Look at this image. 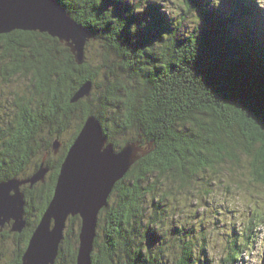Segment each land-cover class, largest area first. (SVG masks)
Returning a JSON list of instances; mask_svg holds the SVG:
<instances>
[{
    "label": "trees",
    "instance_id": "1",
    "mask_svg": "<svg viewBox=\"0 0 264 264\" xmlns=\"http://www.w3.org/2000/svg\"><path fill=\"white\" fill-rule=\"evenodd\" d=\"M58 1L93 33L83 64L49 33H0V182L31 177L44 159L49 166L44 181L22 186L27 226L0 231V264H22L61 164L92 114L117 149L131 142L151 150L101 210L92 264H212L204 221L197 211L195 222L176 220V211L192 199L201 204L215 183L232 192L225 173L240 188L239 166L264 186V31L249 21L239 33L213 0H181L176 19L163 10L174 0ZM233 1L250 14L260 6ZM87 82L90 95L72 101ZM262 217L254 208L218 264H246ZM80 227V216L69 218L56 264L77 263Z\"/></svg>",
    "mask_w": 264,
    "mask_h": 264
},
{
    "label": "water",
    "instance_id": "2",
    "mask_svg": "<svg viewBox=\"0 0 264 264\" xmlns=\"http://www.w3.org/2000/svg\"><path fill=\"white\" fill-rule=\"evenodd\" d=\"M2 2H6V7L0 8L3 9L0 11V33L15 29L46 32L65 42L79 64L86 61L85 51L93 33L78 23L58 0ZM16 13L25 16L28 23L11 19ZM92 88V83L87 82L72 101L90 95ZM53 147L58 152L61 147L58 139ZM144 150L131 142L117 149L109 142L100 120L89 116L62 163L53 198L30 237L22 264H56L68 220L77 215L81 218V228L76 264H92L99 214L108 204L116 183L135 161L149 152ZM45 162L44 159L31 177L0 182V229L11 221L16 232L27 226L22 186L45 180L49 171Z\"/></svg>",
    "mask_w": 264,
    "mask_h": 264
},
{
    "label": "rangeland",
    "instance_id": "3",
    "mask_svg": "<svg viewBox=\"0 0 264 264\" xmlns=\"http://www.w3.org/2000/svg\"><path fill=\"white\" fill-rule=\"evenodd\" d=\"M2 1L3 0L0 1V8H5L6 2ZM130 1L137 2L138 0ZM213 1L217 6V10L219 12L223 11L225 14L226 12H229V14L231 15L230 18L234 20L236 27L239 28V33L242 34L244 32V29H246L245 23H248L252 19V16L253 18H255L251 21V23H256L259 26L260 31L264 30V25H261L258 21L259 19L264 18V0H256V2L260 4V6L257 9V13H254L255 15L247 13L244 16L242 14H240V16L239 14L233 15L236 10L230 0ZM245 1L248 3H252V0ZM180 3L183 2L181 0H174L171 3H165L166 5L163 10L168 13L169 18L176 19L178 17V14H181L180 9L178 8V6H180ZM0 11H3V9H1ZM193 14L194 15H192L191 18L192 20H196V13L194 12ZM11 19L15 21L17 20V22L22 24L28 23V19L21 13H16L14 16L11 15ZM229 20L230 19H228V21ZM190 25L191 20H185L184 26H182L183 30H188V28H190ZM92 42L94 41H91V43ZM66 137V135H64L63 138L56 137L55 141L58 139L59 142L62 143L64 138ZM109 142L112 141L109 140ZM136 144L140 145V143ZM60 148L61 147H59V150ZM142 148L146 149L144 151H151L149 147L144 146ZM54 151L56 152V150ZM45 166L49 167L46 162ZM233 173H236V176H238L239 179L242 180V186H240V188H238L236 184L230 179L229 173H225L223 175L224 180H222V183L227 184V186L231 188L232 192H226L225 188H221L219 186L217 187L216 184L218 183H215V185H213V188L216 190V192L209 195L206 194L201 204L198 203V201L192 199L191 206L188 205L185 208H182L183 213H181L179 209H177L176 211V213L178 214L176 216V220L179 219L180 221H186L185 223H187L188 221L195 222L197 218H201L204 221L203 224L207 228L206 230L208 232V235L210 236V243L214 246L213 250L209 248V254L210 256H212L214 264H218L221 260L222 252L225 250V247L228 244L227 239L231 237V234L234 232V230L238 231L242 227V224H244L245 226L249 225L254 208L257 207L258 212L264 215V186H260L256 183H251V175L248 173L247 169L244 166L237 167L235 171H233ZM196 190L197 189L193 191ZM191 191L192 190H190V192ZM179 205H183V203H180ZM195 211H197L198 213L197 218H195ZM181 214H183L182 217ZM7 224H10L12 226L13 231V221L5 223V225ZM195 224L191 225L190 228L195 226ZM199 224L200 223H198V225ZM5 225L2 227V229H0L1 232L4 229ZM254 234L255 240L250 249V251L252 252L249 256H246V264H264V217L260 219L258 218Z\"/></svg>",
    "mask_w": 264,
    "mask_h": 264
},
{
    "label": "bare ground",
    "instance_id": "4",
    "mask_svg": "<svg viewBox=\"0 0 264 264\" xmlns=\"http://www.w3.org/2000/svg\"><path fill=\"white\" fill-rule=\"evenodd\" d=\"M5 229V228H4ZM3 231V230H2Z\"/></svg>",
    "mask_w": 264,
    "mask_h": 264
}]
</instances>
